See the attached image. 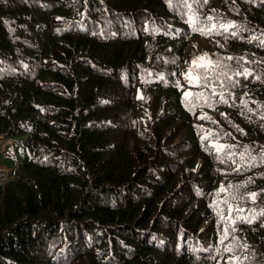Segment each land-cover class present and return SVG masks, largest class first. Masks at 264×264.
Segmentation results:
<instances>
[{"label":"trees","instance_id":"1","mask_svg":"<svg viewBox=\"0 0 264 264\" xmlns=\"http://www.w3.org/2000/svg\"><path fill=\"white\" fill-rule=\"evenodd\" d=\"M261 41L264 0H0V264H264Z\"/></svg>","mask_w":264,"mask_h":264},{"label":"snow or ice","instance_id":"2","mask_svg":"<svg viewBox=\"0 0 264 264\" xmlns=\"http://www.w3.org/2000/svg\"><path fill=\"white\" fill-rule=\"evenodd\" d=\"M182 2L187 3V0H182ZM204 2L206 3L207 0H204ZM213 18L209 17V20L211 21ZM192 23L197 24L198 25V20L197 19H193ZM217 25H210V26H205V27H197V30L200 31V33L202 35H208L211 32H214L216 30ZM220 28H222L225 32H227L230 28L234 27L233 24H231L230 22L228 24H220L219 25ZM232 35H235V33H232ZM261 44L264 45V41H261ZM226 59H233V57H227ZM198 61H207V63H198ZM219 67V62L217 61H211L208 60L206 56H202L199 57L197 59H194L192 61V69L195 70L197 68L199 69H203L202 73H195L194 71H190L189 73H186V79L188 80V83L196 86V87H202L204 86L203 84H201V81H209L210 78L208 76V72H210L211 70H213L214 68ZM237 75H243L245 76V78H247L248 75H250V73H246V72H240L237 73ZM192 95L190 92H185L184 93V97H185V101H187L188 97ZM221 101L222 102H226L223 99V96L221 95ZM214 147H216L217 151H222L223 148L219 145H214ZM221 191H223V188L220 189ZM258 193H250L249 197L250 199H252L253 201H255L256 197L258 196ZM231 212V209L229 210ZM237 211H242V209H237ZM261 215H264V212L261 213ZM241 220H243L244 218L241 217ZM251 222V221H248ZM225 233H227V229H225ZM226 238V235H225ZM221 243H223V239L221 240ZM228 252H232L233 250L231 248H226L225 249ZM238 257H232L230 258L229 261L226 262V264H238Z\"/></svg>","mask_w":264,"mask_h":264},{"label":"rangeland","instance_id":"3","mask_svg":"<svg viewBox=\"0 0 264 264\" xmlns=\"http://www.w3.org/2000/svg\"><path fill=\"white\" fill-rule=\"evenodd\" d=\"M19 141L18 138H8L0 142V185L13 181L17 166L26 157L27 146Z\"/></svg>","mask_w":264,"mask_h":264}]
</instances>
